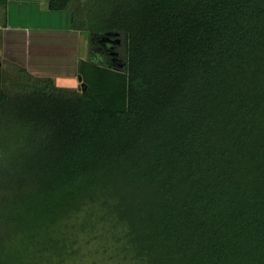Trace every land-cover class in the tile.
Wrapping results in <instances>:
<instances>
[{
    "label": "trees",
    "instance_id": "1",
    "mask_svg": "<svg viewBox=\"0 0 264 264\" xmlns=\"http://www.w3.org/2000/svg\"><path fill=\"white\" fill-rule=\"evenodd\" d=\"M48 8L89 56L79 91L0 69V264H55L79 215L127 264H264V0Z\"/></svg>",
    "mask_w": 264,
    "mask_h": 264
},
{
    "label": "crops",
    "instance_id": "2",
    "mask_svg": "<svg viewBox=\"0 0 264 264\" xmlns=\"http://www.w3.org/2000/svg\"><path fill=\"white\" fill-rule=\"evenodd\" d=\"M88 56V36L71 29L69 11H50L48 0H9L0 11V69L21 67L58 88L75 90L77 66Z\"/></svg>",
    "mask_w": 264,
    "mask_h": 264
},
{
    "label": "rangeland",
    "instance_id": "3",
    "mask_svg": "<svg viewBox=\"0 0 264 264\" xmlns=\"http://www.w3.org/2000/svg\"><path fill=\"white\" fill-rule=\"evenodd\" d=\"M118 50L121 51V48ZM79 90L78 83L75 91ZM83 222L84 215H79L60 228L58 233L65 242V257L55 259V264H127L118 255V245L112 234L107 233L108 226L99 224L82 228Z\"/></svg>",
    "mask_w": 264,
    "mask_h": 264
},
{
    "label": "water",
    "instance_id": "4",
    "mask_svg": "<svg viewBox=\"0 0 264 264\" xmlns=\"http://www.w3.org/2000/svg\"><path fill=\"white\" fill-rule=\"evenodd\" d=\"M108 37H109V35H108ZM119 43V41H116V44H118ZM78 81H80V79H78Z\"/></svg>",
    "mask_w": 264,
    "mask_h": 264
}]
</instances>
